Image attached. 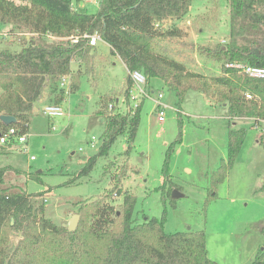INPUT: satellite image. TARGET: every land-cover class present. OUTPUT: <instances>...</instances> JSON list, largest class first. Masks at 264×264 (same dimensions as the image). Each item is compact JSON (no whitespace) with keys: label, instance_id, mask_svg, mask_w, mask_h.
<instances>
[{"label":"rangeland","instance_id":"1","mask_svg":"<svg viewBox=\"0 0 264 264\" xmlns=\"http://www.w3.org/2000/svg\"><path fill=\"white\" fill-rule=\"evenodd\" d=\"M99 2H83L82 6L87 14H96ZM174 27L181 35L156 39L154 50L208 80L219 76L221 65L200 50L229 44L227 0H193L186 16L162 25L163 29ZM10 31V26H0V49L19 51L17 33L15 37ZM91 50L87 66L80 59L71 64L72 72H80L75 91L69 92L70 79L66 82L60 103L65 115L49 118L42 113L54 103L46 89L34 104L27 142L0 147V168L19 172L11 174L7 184L20 186L33 196L35 205H44L46 218L63 226L72 215L79 216L80 206L104 198L116 179L120 189L112 191L107 202L118 209L123 193L134 195L135 223L147 217L164 218L165 233L204 231L210 260L250 264L264 247V134L252 127L250 119H229L216 96L191 90L177 105L174 92L151 79L145 85L147 96L138 101L139 125L133 142L128 145L126 133L119 135L83 175L87 160L97 155L103 143L106 116L126 114L136 103L129 93L125 96L129 72L121 61L103 42ZM159 93L166 106L163 122L155 112ZM103 100L112 105V111L107 106L100 115ZM234 128L245 130L244 142L226 177L212 187L214 173L227 158L228 131ZM169 188L183 197L172 198L167 194ZM18 238L12 233V246Z\"/></svg>","mask_w":264,"mask_h":264},{"label":"trees","instance_id":"2","mask_svg":"<svg viewBox=\"0 0 264 264\" xmlns=\"http://www.w3.org/2000/svg\"><path fill=\"white\" fill-rule=\"evenodd\" d=\"M192 1L100 0L97 13L87 14L82 0H0V26H10L13 36L16 31L20 48L0 49V116L16 119L9 126L0 122V132L14 127L25 134L34 104L46 89L53 104H60L66 94L59 86L63 77H70L69 92L78 88L80 71L72 72L71 64L80 59L87 66L93 47L85 41L71 44L69 38L94 32L100 34L110 54L118 57L128 72H141L147 83L158 79L174 92L177 105L191 90L216 96L229 119H250L254 127L257 121L264 120V79L250 78L225 65L264 68V0H227L229 44L200 50L221 65V74L209 80L153 48L156 39L181 35L180 29H163L162 25L186 16ZM126 84L128 97L132 84L129 74ZM247 94L251 99L246 98ZM107 106L103 100L97 114L102 115ZM139 115L138 106L126 114L106 116L103 143L97 155L87 160L83 175L119 135L126 133L128 145L133 142ZM245 133L243 128L229 129L227 158L214 173L212 187L233 167ZM11 174L19 172L0 168V264H217L208 257L204 231L165 233L164 218L147 217L135 223L132 194L123 193L118 209L107 202L108 195L120 189L116 179L104 198L78 208L79 224L75 231L68 232L46 218L44 205H35L32 195L20 186L7 184ZM165 183L166 180L163 186ZM171 192L169 188L167 194ZM15 232L19 238L12 246ZM250 264H264V247Z\"/></svg>","mask_w":264,"mask_h":264},{"label":"built area","instance_id":"3","mask_svg":"<svg viewBox=\"0 0 264 264\" xmlns=\"http://www.w3.org/2000/svg\"><path fill=\"white\" fill-rule=\"evenodd\" d=\"M82 1L92 2L94 0H82ZM69 40L71 44H77L81 41H85L86 44H88L91 47L97 46L99 42H102L101 36L98 32H94L93 34L84 33L81 35L71 36ZM225 67L238 70L239 72L247 75L250 78L264 79V68L253 67V66L237 64V63L236 64H226ZM129 77L132 83L131 84L132 89L130 88L128 92L129 98L130 100L136 102L134 105L130 106L129 111L131 112V111H134L136 108H138L139 103L141 102V99L147 96L146 89H145V85L147 84V81H146L145 76L139 71L129 72ZM68 79H70L69 76L63 77L59 83L60 84L59 86L61 88H65L66 82ZM246 98L251 99V95L247 94ZM161 99H162V95L159 93L155 100V112L157 114V120L159 122L164 121V110L166 108V106L162 104ZM108 110L110 112L112 111L111 104H109ZM42 113L45 114L49 118L62 117L65 115L60 104L46 105L43 108ZM263 121L264 120H259V122L257 121V124L254 126L258 128L260 135L264 134V127L261 126V122ZM26 142H27V135L24 133H19L17 129H15L14 127H10L5 131L0 132V147H13L15 145L25 144ZM30 160H34V157L31 156Z\"/></svg>","mask_w":264,"mask_h":264},{"label":"water","instance_id":"4","mask_svg":"<svg viewBox=\"0 0 264 264\" xmlns=\"http://www.w3.org/2000/svg\"><path fill=\"white\" fill-rule=\"evenodd\" d=\"M82 5V3H81ZM0 122L5 125L9 126L11 124H14L16 122V119L13 116H7V115H1L0 116ZM172 198H180L183 197L182 194H180L177 190H173L171 193ZM79 216L78 215H72L71 218L68 220L66 224H63L62 227H65L68 232L75 231L77 225H78Z\"/></svg>","mask_w":264,"mask_h":264},{"label":"crops","instance_id":"5","mask_svg":"<svg viewBox=\"0 0 264 264\" xmlns=\"http://www.w3.org/2000/svg\"><path fill=\"white\" fill-rule=\"evenodd\" d=\"M165 24V23H164ZM104 43V42H103ZM105 44V43H104ZM107 45V44H106ZM108 46V45H107ZM114 57H116V56H114ZM119 61H120V59L118 58V57H116ZM122 63V62H121ZM123 65V64H122ZM124 66V65H123ZM125 67V66H124ZM126 69V68H125ZM127 71V70H126ZM128 72V71H127ZM150 82V81H149ZM41 101V100H40ZM116 103H117V100H116Z\"/></svg>","mask_w":264,"mask_h":264}]
</instances>
